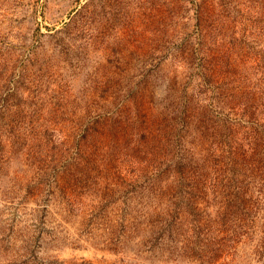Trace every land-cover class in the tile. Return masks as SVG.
<instances>
[{
  "label": "rangeland",
  "instance_id": "374dc122",
  "mask_svg": "<svg viewBox=\"0 0 264 264\" xmlns=\"http://www.w3.org/2000/svg\"><path fill=\"white\" fill-rule=\"evenodd\" d=\"M0 264H264V0H0Z\"/></svg>",
  "mask_w": 264,
  "mask_h": 264
}]
</instances>
